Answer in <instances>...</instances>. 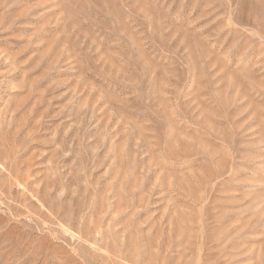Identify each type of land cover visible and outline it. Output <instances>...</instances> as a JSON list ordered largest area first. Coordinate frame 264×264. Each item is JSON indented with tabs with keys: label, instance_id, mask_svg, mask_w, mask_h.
Returning <instances> with one entry per match:
<instances>
[{
	"label": "rangeland",
	"instance_id": "1",
	"mask_svg": "<svg viewBox=\"0 0 264 264\" xmlns=\"http://www.w3.org/2000/svg\"><path fill=\"white\" fill-rule=\"evenodd\" d=\"M0 264H264V0H0Z\"/></svg>",
	"mask_w": 264,
	"mask_h": 264
}]
</instances>
